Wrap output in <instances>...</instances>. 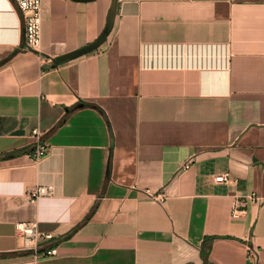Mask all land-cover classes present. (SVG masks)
I'll use <instances>...</instances> for the list:
<instances>
[{"label": "crops", "instance_id": "crops-1", "mask_svg": "<svg viewBox=\"0 0 264 264\" xmlns=\"http://www.w3.org/2000/svg\"><path fill=\"white\" fill-rule=\"evenodd\" d=\"M111 3L42 0L34 50L0 0V264H264V0H118L53 65ZM25 221L56 255L33 262Z\"/></svg>", "mask_w": 264, "mask_h": 264}, {"label": "built area", "instance_id": "built-area-1", "mask_svg": "<svg viewBox=\"0 0 264 264\" xmlns=\"http://www.w3.org/2000/svg\"><path fill=\"white\" fill-rule=\"evenodd\" d=\"M21 13L25 25L26 47L28 49L39 50L42 41V0H15ZM33 135L36 138L37 145L33 151L35 160H40L50 152L48 144L41 141L42 134L39 129L33 130ZM189 161L182 168H188ZM214 180L218 183H237L238 179L232 177L230 172H222L214 175ZM53 194L51 185H38L30 189L27 193L30 201L35 202L44 196ZM150 196L156 200H163L166 195L163 192L150 193ZM249 198L253 201H258L260 196L257 193H251ZM240 211L239 202L234 200L232 205V215H238ZM16 228L23 239L33 249V262H37L40 258L56 255L58 249L54 245L48 243L54 238L51 232L41 231L36 221H25L16 224ZM42 247V249H41Z\"/></svg>", "mask_w": 264, "mask_h": 264}, {"label": "water", "instance_id": "water-1", "mask_svg": "<svg viewBox=\"0 0 264 264\" xmlns=\"http://www.w3.org/2000/svg\"><path fill=\"white\" fill-rule=\"evenodd\" d=\"M117 1L118 0H112L111 6L108 10V15H107V21H106V26L102 33L91 43L78 48L76 50L70 51L68 53H65L63 55H60L56 58L53 59V65H56L62 61L69 60V59H74L77 58L83 54L89 53L98 47H100L106 40L110 32L112 31V28L114 26V21H115V16H116V6H117ZM108 180V176L106 178V182ZM106 184V183H105Z\"/></svg>", "mask_w": 264, "mask_h": 264}, {"label": "trees", "instance_id": "trees-1", "mask_svg": "<svg viewBox=\"0 0 264 264\" xmlns=\"http://www.w3.org/2000/svg\"><path fill=\"white\" fill-rule=\"evenodd\" d=\"M202 252H203V256H204L205 261H207V258H208V250H207V248L203 247Z\"/></svg>", "mask_w": 264, "mask_h": 264}]
</instances>
